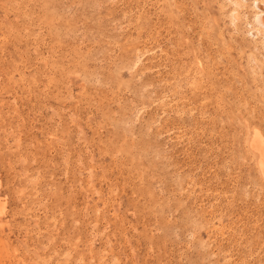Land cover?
<instances>
[{
	"label": "rangeland",
	"instance_id": "obj_1",
	"mask_svg": "<svg viewBox=\"0 0 264 264\" xmlns=\"http://www.w3.org/2000/svg\"><path fill=\"white\" fill-rule=\"evenodd\" d=\"M207 1L0 0V264H264V29Z\"/></svg>",
	"mask_w": 264,
	"mask_h": 264
},
{
	"label": "bare ground",
	"instance_id": "obj_2",
	"mask_svg": "<svg viewBox=\"0 0 264 264\" xmlns=\"http://www.w3.org/2000/svg\"><path fill=\"white\" fill-rule=\"evenodd\" d=\"M207 1V0H206ZM229 1V0H228ZM234 1V0H233ZM240 1V0H239ZM208 2V1H207ZM244 2H246L247 4L248 3H250V4H253V6H255V8H257L258 9V14H256L257 16H255L256 17V21H257V23H258V25H260V27L261 28H263L264 29V0H244ZM210 3V2H209ZM242 3V2H241ZM223 4V3H222ZM228 5V4H227ZM209 6V8L212 6H210V4L208 5ZM213 6H214V4H213ZM236 6L237 7H239L240 6V4H239V2H236ZM251 6V5H250ZM227 7V6H226ZM236 7V8H237ZM241 7V6H240ZM244 9V8H243ZM245 9H247V8H245ZM244 9V10H245ZM253 9V8H252ZM208 11H209V9H208ZM231 11V10H230ZM235 11V10H234ZM242 10L240 9V12H241ZM210 12V11H209ZM212 12V11H211ZM218 12V11H217ZM221 12V11H220ZM252 12H255L254 10L252 11ZM231 13V12H230ZM230 13H228V14H230ZM245 13H247V12H245ZM244 13V14H245ZM248 13H249V10H248ZM210 14V13H209ZM208 14V15H209ZM218 14V13H217ZM223 14H225V13H223ZM243 14V13H242ZM250 14V13H249ZM249 14H247V15H249ZM253 14V13H252ZM228 16V15H227ZM233 16H234V18L237 20V19H239V14L238 13H234L233 14ZM218 17V16H217ZM226 17V16H225ZM241 17V16H240ZM250 17V16H249ZM222 18V17H221ZM210 19V18H209ZM227 19V18H226ZM230 19V18H229ZM250 19V18H249ZM209 21V20H208ZM224 21V20H223ZM248 21V20H247ZM239 22H240V19H239ZM222 23V22H221ZM246 23V22H245ZM250 23V22H249ZM211 24H212V22H211ZM219 24H220V22H219ZM229 24H231V23H229ZM235 24V23H234ZM238 24V23H237ZM243 24V23H242ZM256 24V23H255ZM214 25V24H213ZM244 25V24H243ZM211 26V25H210ZM226 26H228V25H226ZM236 26H238V25H236ZM217 27H218V24H217ZM249 27H251V25L249 26ZM259 27V26H258ZM214 28H216V26H214ZM243 28H244V26H243ZM230 29H231V27H230ZM256 29V28H255ZM226 30V29H225ZM232 30V29H231ZM240 30V29H239ZM259 31V30H258ZM257 31V32H258ZM262 31V30H261ZM229 32V31H228ZM231 32V31H230ZM255 32V31H254ZM217 33V32H216ZM246 33V32H245ZM256 33V32H255ZM243 35V34H242ZM252 35V34H251ZM250 35V36H251ZM217 36V35H216ZM245 36V35H244ZM243 36V37H244ZM249 36V35H248ZM253 36V35H252ZM247 37V36H246ZM254 37V36H253ZM256 37V36H255ZM259 37V36H258ZM228 39V38H227ZM264 39V38H263ZM242 40V39H241ZM256 41H258L257 40V38L255 39ZM246 43V42H245ZM248 43H250V42H248ZM264 44V42H261L260 44ZM216 44V43H215ZM214 44V45H215ZM221 44V43H220ZM253 44V43H252ZM244 45V44H243ZM252 46V45H251ZM253 47V46H252ZM229 48V47H228ZM249 48V47H248ZM251 48V47H250ZM260 48V47H259ZM264 48V47H263ZM247 49V48H246ZM254 50V49H253ZM246 51H248V50H246ZM257 51V50H256ZM260 51V50H259ZM224 52V51H223ZM254 52V51H253ZM245 53V52H244ZM249 53V52H248ZM258 53V52H257ZM226 54V53H225ZM251 54V53H250ZM239 55V54H238ZM256 55V54H255ZM257 55H259V54H257ZM232 56V55H231ZM245 56V55H244ZM243 56V57H244ZM234 57V56H233ZM247 57V56H246ZM245 58V57H244ZM259 58H260V56H259ZM258 58V59H259ZM262 58V57H261ZM257 59V60H258ZM262 60H263V58H262ZM254 61V60H253ZM242 63H243V61H241ZM260 62H261V60H260ZM240 64V63H239ZM246 64H247V61H246ZM244 65V64H243ZM242 65V66H243ZM254 65H255V63H254ZM263 65V64H262ZM241 66V65H240ZM245 66V65H244ZM256 66H257V64H256ZM256 66H254V67H256ZM260 67V66H259ZM242 68H244L245 69V67H242ZM260 70V69H259ZM243 71V70H242ZM250 71V70H249ZM243 72H246V70L245 71H243ZM254 76V75H253ZM258 76V75H257ZM264 76V75H263ZM252 81V80H251ZM257 81H258V78H257ZM259 82V81H258ZM261 85V84H260ZM263 85V84H262ZM261 87V86H260ZM252 88V87H251ZM255 88V87H254ZM262 88V87H261ZM263 89V88H262ZM256 90V89H255ZM256 94H258V93H256ZM244 101V100H243ZM247 101V100H246ZM260 102V101H259ZM256 103V102H255ZM243 107H244V105H243ZM251 107V106H250ZM255 107H256V105H255ZM249 110V109H248ZM257 110V109H256ZM256 110H254V111H256ZM258 110L260 111V109L258 108ZM261 112V111H260ZM243 113V112H242ZM254 113H256V112H254ZM264 113V112H263ZM252 114V113H251ZM257 114V113H256ZM243 115V114H242ZM255 115V114H254ZM261 115V114H260ZM263 115V114H262ZM253 116V115H252ZM264 117V116H263ZM246 118V117H245ZM262 118V117H261ZM253 119V118H252ZM254 119H256V118H254ZM258 119V118H257ZM248 120V119H247ZM257 121V120H256ZM259 121V120H258ZM263 121V120H262ZM243 122V121H242ZM249 122V121H248ZM248 124V123H247ZM263 124V123H262ZM252 126V125H251ZM255 126V125H254ZM261 126V125H260ZM250 127V126H249ZM262 128V127H261ZM247 129V128H246ZM250 129H252V128H250ZM249 129V130H250ZM253 129H255V128H253ZM256 130V129H255ZM263 131V130H262ZM244 132V131H243ZM246 133H247V131H246ZM243 134H245V133H243ZM246 135V134H245ZM254 135V134H253ZM244 137V136H243ZM263 137V135L261 136V135H259V134H257V136H256V141H255V143H254V147H255V149L257 150V152L259 153V166H260V168H258V169H260L261 170V173H262V175L264 176V137ZM249 142V141H248ZM244 149V148H243ZM252 152V151H251ZM247 159H248V157H247ZM254 162V161H253ZM257 164V163H256ZM258 166V165H257ZM255 168V167H254ZM260 172V171H259ZM254 174H255V172H254ZM256 176V175H255ZM257 178V177H256ZM260 178H262V177H260ZM258 180V179H257ZM259 184V183H258ZM1 190H2V178H1V175H0V193H1ZM1 203V202H0ZM1 212H2V210L0 211V218L2 217V219L7 215V213L4 215V213H2L1 214Z\"/></svg>",
	"mask_w": 264,
	"mask_h": 264
}]
</instances>
